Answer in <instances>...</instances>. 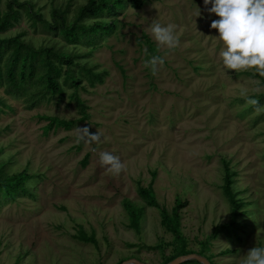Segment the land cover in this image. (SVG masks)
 Segmentation results:
<instances>
[{
	"label": "rangeland",
	"instance_id": "obj_1",
	"mask_svg": "<svg viewBox=\"0 0 264 264\" xmlns=\"http://www.w3.org/2000/svg\"><path fill=\"white\" fill-rule=\"evenodd\" d=\"M8 1L0 0V14ZM21 1L49 21L54 10L65 11L72 23L90 0ZM126 1L123 9L81 20L114 22L112 34L98 44H70L61 33L33 25L26 13L0 34L23 33L35 47L56 45L80 65V80L64 85V97L49 95L33 108L0 84V163L8 175L30 176L27 191L0 205V264H165L182 244L213 264H243L250 249L264 247V102L257 110L241 95L259 99L262 80L254 69L224 67L211 4L141 0L137 8ZM154 23L172 25L179 46H158ZM156 55L165 63L153 75L145 61ZM42 116L74 125L46 134L49 120ZM79 127L99 131L101 140L78 142ZM103 152L120 158V174L101 164ZM228 174L241 204L239 225L231 231L236 207L224 193ZM140 186L152 187L169 212L186 203L180 209L183 241L163 226L161 209L147 204ZM126 201L142 210L138 229ZM81 230L97 244L77 239Z\"/></svg>",
	"mask_w": 264,
	"mask_h": 264
},
{
	"label": "trees",
	"instance_id": "obj_2",
	"mask_svg": "<svg viewBox=\"0 0 264 264\" xmlns=\"http://www.w3.org/2000/svg\"><path fill=\"white\" fill-rule=\"evenodd\" d=\"M132 1L137 8L142 7L143 1ZM126 4V0H90L87 5L79 10L78 19L71 23L68 21L65 11L54 10V21H49L43 14L35 10L32 3L21 0H9L7 11L0 14V34L14 27L15 21H18L23 16V13H26L32 20L33 25L40 23L50 31L61 33L70 44H75L81 40L98 44L107 35L112 34L115 27L114 22L100 19L88 24L81 22V20L89 16L102 14L106 10L123 9ZM75 65L79 64L75 63L74 57L68 55L61 48L58 49L56 45L35 47L32 43L23 39V33L14 37L0 35V84L6 86L8 95L26 97L30 108L37 106L43 100H50L51 97L49 95L64 97V85L73 86L80 80V77L76 75ZM65 66H67L66 69ZM81 70L86 71L91 76H95L98 80H103L102 76L94 73L91 68L83 67ZM253 76L261 79L264 84V77H260L256 73ZM62 78H64V83L61 81ZM33 87H35V90H32ZM258 98L259 102L263 103L264 93L259 95ZM0 103L5 104L4 99L0 98ZM81 109L84 113L83 119H86V107L84 104H81ZM3 110V108H0V111ZM41 119L49 120V124L46 126V134L60 127L70 129L74 125V122L59 117L42 116ZM87 162L88 159H85L83 164L86 166ZM29 179L30 176L26 171L8 175L5 163H0V205L4 199H10L20 192L27 191L26 183ZM139 193L149 206L161 209L163 226L172 232L176 239L183 241L180 228V209L186 203L179 201L174 210L169 212L166 208L161 207L152 187L140 186ZM224 193L236 207L233 220L229 225L231 231L239 225L237 219L238 209L241 204L237 203L236 196L233 193L230 174L226 178ZM125 206L132 220V226L138 229L142 210L135 207L130 201H126ZM76 238L86 243L97 244L96 237L88 235L83 230L76 235ZM191 253L194 252L188 251L186 246L182 244L176 248L172 256L167 258L165 264H168L178 256ZM200 255H203V253H200Z\"/></svg>",
	"mask_w": 264,
	"mask_h": 264
},
{
	"label": "clouds",
	"instance_id": "obj_3",
	"mask_svg": "<svg viewBox=\"0 0 264 264\" xmlns=\"http://www.w3.org/2000/svg\"><path fill=\"white\" fill-rule=\"evenodd\" d=\"M204 4H211L209 12L219 17L213 20L211 28L218 30L219 38L225 46L221 52L224 67L236 72L254 69L258 76L264 77V0H204ZM151 34L158 46H167L169 49L179 46L180 41L172 25L154 23ZM164 63L165 59L156 55L145 61V66L150 67L155 75ZM241 95L245 96L247 104L259 110L261 106L258 99L248 97L243 92ZM78 132V142L101 140V133H91L88 127H79ZM100 162L109 166L108 170L117 175L124 169L120 158L109 152L100 154ZM243 264H264V247L250 249Z\"/></svg>",
	"mask_w": 264,
	"mask_h": 264
},
{
	"label": "water",
	"instance_id": "obj_4",
	"mask_svg": "<svg viewBox=\"0 0 264 264\" xmlns=\"http://www.w3.org/2000/svg\"><path fill=\"white\" fill-rule=\"evenodd\" d=\"M189 260H196L202 264H211L210 260L207 257L197 254V253H191L187 255L178 256L177 258H175L168 264H182ZM122 264H145V263L141 262L138 259H130V260L124 261Z\"/></svg>",
	"mask_w": 264,
	"mask_h": 264
}]
</instances>
